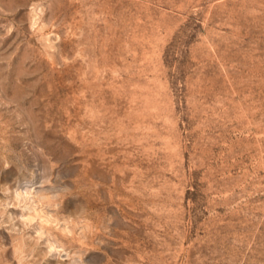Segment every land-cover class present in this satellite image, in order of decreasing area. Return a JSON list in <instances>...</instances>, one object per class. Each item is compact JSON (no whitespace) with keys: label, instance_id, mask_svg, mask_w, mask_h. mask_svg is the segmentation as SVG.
<instances>
[{"label":"rangeland","instance_id":"obj_1","mask_svg":"<svg viewBox=\"0 0 264 264\" xmlns=\"http://www.w3.org/2000/svg\"><path fill=\"white\" fill-rule=\"evenodd\" d=\"M0 264H264V0H0Z\"/></svg>","mask_w":264,"mask_h":264}]
</instances>
